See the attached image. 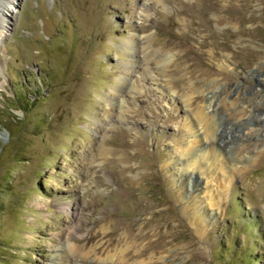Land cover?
I'll return each mask as SVG.
<instances>
[{
  "label": "rangeland",
  "instance_id": "1",
  "mask_svg": "<svg viewBox=\"0 0 264 264\" xmlns=\"http://www.w3.org/2000/svg\"><path fill=\"white\" fill-rule=\"evenodd\" d=\"M9 5L0 264H264V0Z\"/></svg>",
  "mask_w": 264,
  "mask_h": 264
},
{
  "label": "bare ground",
  "instance_id": "2",
  "mask_svg": "<svg viewBox=\"0 0 264 264\" xmlns=\"http://www.w3.org/2000/svg\"><path fill=\"white\" fill-rule=\"evenodd\" d=\"M11 1H14V0H2V3H0V38H1V36H3L2 34H3V32H2V30H7V28L5 27L6 26V23H8V21H9V18H8V16H7V14L9 13V12H12V11H10V9H9V7H10V5L9 4H11ZM9 11V12H8ZM130 41L131 42H133L131 39H130ZM201 111V110H200ZM195 116L196 117H201V118H203V116H202V112H199V110H198V112L197 113H195ZM253 117H255V118H257V116L256 115H254ZM200 119V118H199ZM198 124V123H197ZM201 131V130H200ZM247 131H249V129L247 130ZM201 133V132H200ZM198 135V134H197ZM201 135V134H200ZM210 138V137H209ZM211 139V138H210ZM200 140V139H199ZM204 140H206L205 138H204ZM214 140V139H213ZM60 258H58V260H59Z\"/></svg>",
  "mask_w": 264,
  "mask_h": 264
},
{
  "label": "snow or ice",
  "instance_id": "3",
  "mask_svg": "<svg viewBox=\"0 0 264 264\" xmlns=\"http://www.w3.org/2000/svg\"><path fill=\"white\" fill-rule=\"evenodd\" d=\"M0 3H2V0H0Z\"/></svg>",
  "mask_w": 264,
  "mask_h": 264
}]
</instances>
